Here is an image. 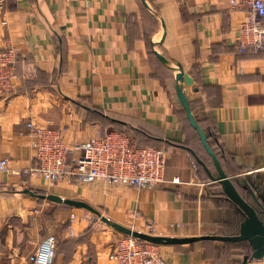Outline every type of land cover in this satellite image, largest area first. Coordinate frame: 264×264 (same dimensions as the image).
I'll use <instances>...</instances> for the list:
<instances>
[{"label":"crops","instance_id":"crops-1","mask_svg":"<svg viewBox=\"0 0 264 264\" xmlns=\"http://www.w3.org/2000/svg\"><path fill=\"white\" fill-rule=\"evenodd\" d=\"M146 1L165 32L139 0H0V44L19 56V88L0 96V160L9 158L0 172V264H35L51 236L54 264H116L110 255L122 234L89 226L85 209L36 195L85 202L146 233L152 223L158 236L224 233L231 207L183 148L197 142L176 93L179 75L151 52L153 43L184 69L194 117L233 160L229 177L251 175L264 192V51L237 49L247 12L231 0ZM29 123L67 129L70 143L115 126L136 132L141 146L167 149V182L138 190L25 175L36 164ZM224 248L160 246L168 264H243L239 251Z\"/></svg>","mask_w":264,"mask_h":264},{"label":"built area","instance_id":"built-area-1","mask_svg":"<svg viewBox=\"0 0 264 264\" xmlns=\"http://www.w3.org/2000/svg\"><path fill=\"white\" fill-rule=\"evenodd\" d=\"M234 10L246 11L247 17L239 27V48L264 51V0H231ZM4 26L7 23H3ZM16 50L8 42L0 44V96L17 92ZM34 139L36 164L25 175L41 177L50 183L65 181L109 187L154 190L166 183L167 149L136 146L119 130H111L86 142L70 143L65 139L67 129L41 127L29 123ZM9 158L0 160V172H7ZM172 183L179 184L174 178ZM149 234L155 235L154 225L148 223ZM57 240L51 236L40 246L35 264H53ZM116 264H168L160 246L121 236L110 255Z\"/></svg>","mask_w":264,"mask_h":264},{"label":"water","instance_id":"water-1","mask_svg":"<svg viewBox=\"0 0 264 264\" xmlns=\"http://www.w3.org/2000/svg\"><path fill=\"white\" fill-rule=\"evenodd\" d=\"M145 8L161 20L163 31L166 27L163 20L158 13L151 8L146 0H142ZM153 51L158 59L168 68L174 70L179 75V80L176 82V93L186 113L187 119L192 128L197 132L199 139L205 150L212 158L216 173L208 169L203 161L196 155L195 151L188 147H183L188 150L196 159V161L203 166L208 179L212 185L219 186L221 191L226 195L228 201L234 204L238 211L243 215V220L239 226L237 235L210 234L196 237H168L149 234L142 231L134 230L130 227L119 224L110 218L102 215L98 210L89 204L77 200L63 199L55 195H36L41 199H46L58 204H65L77 209H85L96 215L102 223L109 228L122 234L123 236L133 237L140 241L152 243L158 246H183L192 245L198 242L212 241L224 244L248 243L251 248V254L243 257V264H264V192H259L255 183L252 181L253 176H235L229 177L224 171L218 157L211 148L208 137L205 131L200 126L192 113L190 102L185 94V72L182 66L166 59L157 51V43L152 44ZM241 190L247 191L250 198L246 200L241 194Z\"/></svg>","mask_w":264,"mask_h":264},{"label":"trees","instance_id":"trees-1","mask_svg":"<svg viewBox=\"0 0 264 264\" xmlns=\"http://www.w3.org/2000/svg\"><path fill=\"white\" fill-rule=\"evenodd\" d=\"M139 1L143 5L142 0H139ZM144 8H145V6H144ZM150 48H151V52H152L153 51L152 50V47H150ZM237 49H238V51H241L240 48H239V46H237ZM243 51L244 52L245 51L257 52L254 48H246ZM16 54H17V52H16ZM18 62H19V56L17 55V65H18ZM17 65H16V69H17ZM44 76H45V82H48V81H50L52 79V77L49 78L46 75H44ZM207 119H209V118H207ZM198 122H199L200 126L202 127V129L204 131H207L206 128H205L204 123L202 121H199V120H198ZM186 125L191 130H193V132L195 133V138H196L195 140L197 142V145L193 148V150L195 151L196 155L203 161V163L205 164V166L208 169H210L213 173H216V169L214 167V163L212 161V158L209 156V154L205 150L204 146L202 145V143H201V141L199 139V136H198L197 132L192 128V126L190 125V123H189L188 120H186ZM115 128L118 129V130H120V131L121 130H124L120 126H118V127L115 126ZM126 131H128V132H130V133H132L134 135H137L136 132L129 131L128 129ZM206 134H207V137H208V142H209L211 148L213 149L214 153L218 157V159H219V161H220V163H221L224 171L228 175H233L232 172H233V169H235L234 168L233 160L225 152H223L222 148L219 146V144H220L219 141H215L216 143H214L212 141V137L209 135V133L206 132ZM198 166H199L200 174L201 175L206 174L203 166L200 165L199 163H198ZM241 194L243 195V197L246 200H248L250 198V195L248 194L247 191L241 190ZM213 195L216 196V197H219L222 200H224V202H228L227 204L231 207L230 221H229V223H228V225H227L226 230L224 231V233L226 235H237L238 232H239L240 223L243 220L242 213L240 211H238L237 207L234 204H232L230 201L227 200L226 195L221 191V189L218 190V191H216ZM203 243H213V242L212 241H204ZM183 246H188V245H183ZM175 247H181V246H175ZM224 249L229 254H231V252L233 250L239 251L238 253L241 256L250 255L251 252H252L249 244L248 243H245V242L244 243H237V244H225V248ZM56 255H57V247H56V254H55L54 261L56 259ZM54 261H53V264H54ZM239 264H241V263H239Z\"/></svg>","mask_w":264,"mask_h":264},{"label":"rangeland","instance_id":"rangeland-1","mask_svg":"<svg viewBox=\"0 0 264 264\" xmlns=\"http://www.w3.org/2000/svg\"><path fill=\"white\" fill-rule=\"evenodd\" d=\"M122 132L126 133L130 138L131 140L133 141V143L136 145V146H141L142 144H140V137L137 136V135H134L126 130H121ZM143 147V146H141ZM84 212V214H86L88 217V224L89 226L91 227H100L102 229H105V230H108L110 229L108 226H106L104 223L101 222V220L94 214L90 213V212H87L86 210L85 211H82ZM105 215L106 217H108V214H103ZM130 228L134 229V230H137V231H146L144 228H141V227H137V226H133V225H129ZM111 230V229H110ZM115 232V231H114ZM116 234V232H115Z\"/></svg>","mask_w":264,"mask_h":264}]
</instances>
